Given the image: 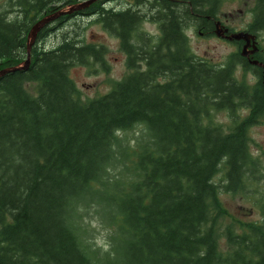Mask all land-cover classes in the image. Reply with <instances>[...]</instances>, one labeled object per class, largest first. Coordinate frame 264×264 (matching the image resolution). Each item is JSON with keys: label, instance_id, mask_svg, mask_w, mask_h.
<instances>
[{"label": "trees", "instance_id": "obj_1", "mask_svg": "<svg viewBox=\"0 0 264 264\" xmlns=\"http://www.w3.org/2000/svg\"><path fill=\"white\" fill-rule=\"evenodd\" d=\"M80 1L10 0L0 12V72L27 60L41 19ZM108 1L45 27L28 70L0 78V264H264V220L229 224L228 250L219 245L221 191L264 171L249 149L250 130L264 124L263 69L191 51L185 29L211 36L221 0H136L119 11ZM75 15L96 17L131 71L86 101L71 69L108 71L107 49L67 37L44 46ZM146 19L159 24L158 39L140 29ZM247 31L264 33V0ZM255 58L264 63V48ZM239 66L255 72V85L236 79ZM221 112L228 129L215 121ZM139 127L131 146L127 134ZM92 208L110 230L107 250L90 243Z\"/></svg>", "mask_w": 264, "mask_h": 264}, {"label": "rangeland", "instance_id": "obj_2", "mask_svg": "<svg viewBox=\"0 0 264 264\" xmlns=\"http://www.w3.org/2000/svg\"><path fill=\"white\" fill-rule=\"evenodd\" d=\"M84 1L86 0L79 3ZM9 2L10 0H0V12L10 11ZM255 2L256 0H221L217 15L229 28L234 29L236 32L245 31L253 20ZM133 3V0H112L106 2L104 6L107 9L119 11L131 7L130 5ZM67 8L69 7L64 9ZM95 19L96 17L83 15L68 19L55 29L44 42V46L47 48H54L64 41V37H67L82 44L96 45L107 49L105 60L108 71H103L100 65L75 66L71 69V78L76 83L80 96L84 101L107 94L116 82L123 80L131 72L126 65L127 57L121 51L119 40L106 32L101 25L96 24ZM140 29L151 34L155 39L161 36L159 26L152 20H145ZM185 34L189 40L191 51L198 59L220 65L228 62L233 55L241 56V46L222 40L214 35L201 36L192 25L185 29ZM258 38L259 48L263 51L264 33L258 34ZM235 72V77L239 82L251 86L257 82V75L252 70L246 72L243 67L239 66L235 68ZM241 114L243 117L248 115L245 111ZM215 121L222 124L225 129L230 127V120L226 113L216 114ZM141 131L142 128L139 127L127 134L131 146H133L135 138L141 135ZM250 138L249 149L251 155L256 159L260 168L264 170V124L254 126L250 130ZM222 175L220 174L217 179L220 180L223 177ZM258 177L256 182L253 181L247 184L245 188L236 193L225 190L220 193L221 205L226 211L225 216L219 222V245L223 251L228 250L226 241L222 236L226 226L231 223L262 224L264 220L262 214V207H264V171ZM85 224L91 231L90 243L96 248L107 250L110 230L100 222L95 209L92 208L88 211Z\"/></svg>", "mask_w": 264, "mask_h": 264}, {"label": "water", "instance_id": "obj_3", "mask_svg": "<svg viewBox=\"0 0 264 264\" xmlns=\"http://www.w3.org/2000/svg\"><path fill=\"white\" fill-rule=\"evenodd\" d=\"M99 0H86L82 3H78L76 5L70 6L68 9H59L58 11L44 17L41 19L31 30L28 38V45H27V51H28V57L27 60L21 64L20 66L13 67L10 69H6L0 72V78L9 74V73H14L17 71H23V70H28L31 64V48L34 45L37 36L41 30H43L45 27L48 25H51L61 17L65 16H72L76 13H79L87 8H89L91 5L96 3ZM217 27L220 29V32H217V35L219 37L227 38L230 41H244L245 46L242 52L243 57H247L250 54H256L258 52V47H257V41H256V36L252 35L250 33L246 32H240L238 34H233L232 36H227L228 30L222 29L220 27V24L217 25ZM251 49V50H249ZM251 65L258 66L264 69V64L259 62L258 60H251L250 61ZM264 74V70H263Z\"/></svg>", "mask_w": 264, "mask_h": 264}, {"label": "flooded vegetation", "instance_id": "obj_4", "mask_svg": "<svg viewBox=\"0 0 264 264\" xmlns=\"http://www.w3.org/2000/svg\"><path fill=\"white\" fill-rule=\"evenodd\" d=\"M133 1H134V3L130 5L131 7H127V9H129V8H134V7H135L134 4H136V0H133ZM215 18H216V19H215V21H214V30H213V32H212V35L216 36V35H217V32H220V29L217 27V24H218V23H220V26H221L222 28L228 29L227 35H232V34H234V33H237L234 29L229 28L227 25H225V24L219 19L218 15H216ZM146 20H148V19H146ZM155 24H157V25L159 26L158 23H155ZM159 29H160V26H159ZM194 29L197 30L198 33H199L201 36H205V37H207V36H206V33L204 32L205 28H203L202 26H194ZM240 32H241V31H240ZM222 40H225V39H222ZM226 41H228V40H226ZM235 44H237V45H239V46H241V47L244 46V43L241 44V42H238V43H235ZM248 57L254 59V57H252V55H248ZM247 60H248V59H247Z\"/></svg>", "mask_w": 264, "mask_h": 264}]
</instances>
